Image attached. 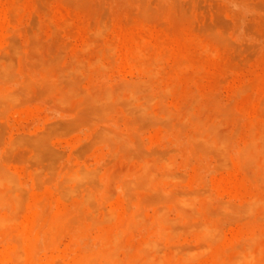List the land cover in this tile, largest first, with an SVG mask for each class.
I'll return each instance as SVG.
<instances>
[{
	"label": "rangeland",
	"instance_id": "rangeland-1",
	"mask_svg": "<svg viewBox=\"0 0 264 264\" xmlns=\"http://www.w3.org/2000/svg\"><path fill=\"white\" fill-rule=\"evenodd\" d=\"M252 137L264 0H0V264H264Z\"/></svg>",
	"mask_w": 264,
	"mask_h": 264
},
{
	"label": "bare ground",
	"instance_id": "bare-ground-1",
	"mask_svg": "<svg viewBox=\"0 0 264 264\" xmlns=\"http://www.w3.org/2000/svg\"><path fill=\"white\" fill-rule=\"evenodd\" d=\"M134 52H135V54H136L137 51H134ZM139 52H140V50H139ZM139 52H137V53H139ZM140 57H141V56H140ZM144 57H145V56H144ZM112 58H113V57H112ZM112 58H111V59H112ZM141 58H142V57H141ZM130 60H131V59H130ZM135 60H136V59H135ZM137 60H138V59H137ZM137 60H136V61H137ZM133 61H134V60H133ZM144 61H145V60H144ZM137 63H138V62H137ZM137 63H136V64H137ZM95 64H96V63H95ZM140 65H141V64H140ZM2 66H3V65H2ZM133 66H135V65H133ZM3 67H4V66H3ZM143 68H144V66H143ZM143 71H145V70H143ZM9 72H10V71H9ZM7 74H8V73H7ZM47 76H48V75H47ZM51 77H52V76H51ZM48 78H49V77H48ZM50 79H51V78H50ZM1 81H2V80H1ZM12 81H13V80H12ZM8 82H9V81H8ZM132 84H133V83H132ZM113 85H114V84H113ZM114 86H115V85H114ZM117 86H118V84H117ZM130 86H131V85H130ZM127 87H129V86H126L125 89H127ZM114 88H115V87H114ZM119 88H120V87H119ZM130 88H131V87H130ZM132 88H134V86H133ZM132 88H131V90H132ZM136 88H137V86H136ZM136 88H135V89H136ZM138 88H140V86H139ZM93 89H94V88H93ZM104 89H105V88H104ZM83 90H84V89H83ZM128 90H129V88H128ZM133 90H134V89H133ZM94 91H95V90H94ZM97 91H98V89H97ZM102 91H104V90H102ZM111 91H112V90H111ZM126 91H127V90H126ZM124 92H125V91H124ZM11 93H12V92H11ZM104 93H105V92H104ZM85 94H86V92H85ZM18 95H19V94H18ZM82 95H83V94H82ZM89 95H90V94H89ZM107 95H108V94H107ZM109 95H110V94H109ZM137 95H138V94H137ZM7 96H8V95H7ZM100 96H102V95H100ZM104 96H106V95H103V97H104ZM110 96H111V95H110ZM112 96H113V95H112ZM118 96H119V95H118ZM110 98H111V97H110ZM2 99H3V98H2ZM123 99H124V98H123ZM125 100H126V99H125ZM129 100H130V99H129ZM101 101H102V100H101ZM90 103H91V102H90ZM92 104H93V103H92ZM94 104H95V103H94ZM109 107H110V106H109ZM139 107H140V106H139ZM147 109H148V108H147ZM200 128H201V127H200ZM110 129H111V128H110ZM212 129H213V128H212ZM112 130H113V129H112ZM198 131H199V130H198ZM208 131H209V130H208ZM251 131H252V130H251ZM114 132H115V131H114ZM201 132H202V131H201ZM210 132H211V131H210ZM219 133H220V132H219ZM113 134H114V133H113ZM115 134H116V133H115ZM120 134H121V133H120ZM120 134H117V135H120ZM196 134H198L197 131H196ZM106 135H107V134H106ZM106 135H105V136H106ZM201 135H202V134H201ZM203 135H204V134H203ZM211 135L213 136V133H211ZM211 135H210V136H211ZM215 135H216V134H215ZM195 136H196V135H195ZM208 136H209V135H208ZM114 137L116 138V135H114ZM114 137H113V139H114ZM206 137H207V136H206ZM261 137H262V136H261ZM198 138H199V137H198ZM200 138H203V136H201ZM213 138H214V137H213ZM215 138H216V137H215ZM111 139H112V137H111ZM113 139H112V140H113ZM116 139H117V138H116ZM203 139H205V138H203ZM206 139H207V138H206ZM206 139H205V141L209 143V142L211 141L212 138L210 139V137H208V141H207ZM216 139H217V138H216ZM219 139H220V137H219ZM219 139H218V140H219ZM252 139H254V137H252ZM252 139H251V141H252ZM255 139H256V138H255ZM255 139H254V141H252V142L250 141V144H249V142H248V145L246 144V146H245L246 148L243 150V151H244L243 154H244V157H245L244 160L246 159V160H245L246 162H249V163L251 162L253 165L255 164V162L257 163L259 156H260V155L263 156V154H264V153L261 154V149H262V148L259 146V143L257 142V141L260 140L261 138H260V139H257V140H255ZM206 142H205V143H206ZM259 142H260V141H259ZM211 143L213 144V143H214V140H213L212 142H210V144H211ZM216 143H217V141H216ZM261 143H262V142H261ZM217 144H220V140H219V143H217ZM114 145H115V144H114ZM260 145H261V144H260ZM262 145H264V144H262ZM227 151H228V150H227ZM241 154H242V153H241ZM262 156H261L260 158L263 159L264 157H262ZM241 157H242V156H241ZM245 161H244V162H245ZM260 161L263 162V160H260ZM246 164H247V163H246ZM262 165H264V162L262 163ZM146 166H148V164H146ZM146 166H145V167H146ZM257 166H260V167H257ZM255 167H257V168H259V169L264 168V166L256 165V164H255ZM257 168H256V170H257ZM94 169H95V168H94ZM141 169H142V167H141L139 170H141ZM137 170H138V169H137ZM139 170H138V171H139ZM263 170H264V169H263ZM263 170H261V171L263 172ZM96 171H97V170H96ZM148 171L151 172L150 169H149V170L146 171V173L143 172V175L141 176L142 178H140V176L138 177V179H140L139 181L137 180V181L139 182V183H137L138 186H139V184H143V183L140 182V181H144L146 175H149V176L151 177V173H147ZM153 172H154V171L152 170V174H153ZM93 173H94V172H93ZM140 173H141V172H140ZM154 173H155V172H154ZM157 173H158V172H157ZM73 174H74V172H73ZM73 174H72V175H73ZM91 174H92V173H91ZM141 174H142V173H141ZM66 175H67V174H66ZM76 175H77V174H76ZM79 175H80V173H79ZM84 175H86V173H85ZM136 175H138V174H136ZM74 176H75V174H74ZM81 176H83V173H82ZM88 176H89V175H88ZM143 176H144V178H143ZM259 176H260V175H259ZM1 177H2V176H0V178H1ZM63 177H64V176H63ZM79 177H80V176H79ZM84 177H85V176H84ZM150 177H149V178H150ZM152 177H153V176H152ZM152 177H151V178H152ZM3 178H5V177L3 176ZM7 178L9 179V177H7ZM68 178H69V177H68ZM151 178H150V180H152ZM157 178H158V177H157ZM65 179H67V178H65ZM73 179H74V178H73ZM136 179H137V178H136ZM141 179H142V180H141ZM158 179H159V178H158ZM10 180H11V179H10ZM153 180H154V178H153ZM155 180H156V179H155ZM1 181H2V179H0V184H1ZM61 181H62V180H61ZM146 181H149V180H146V179H145V183H144V184H146ZM156 181H157V180H156ZM6 182H7V179H6ZM11 182L13 183L12 180H11ZM75 182H76V181H75ZM135 182H136V181H135ZM135 182H134V183H135ZM151 182H152V181H151ZM157 182H158V181H157ZM59 183H60V182H58V185H60ZM7 184H8V182H7ZM10 184H11V183H10ZM63 184H65V183H63ZM96 184H97V183H96ZM147 184H149V183H147ZM5 185H6V184H5ZM11 185H12V184H11ZM127 185H128V184H127ZM150 185H151V184H150ZM150 185H149V186H150ZM155 185L158 187L157 184H155ZM0 186H1V185H0ZM149 186H148V187H149ZM156 186H154V187H156ZM159 186H160V185H159ZM5 187H9V186L6 185ZM69 188H70V187H69ZM143 188H144V187H143ZM143 188H142V189H143ZM152 188H153V187H152ZM9 189H11V188H9ZM9 189H8V190H9ZM61 189H63V188H61ZM66 189H67V188H66ZM96 189H97V187H96ZM157 189H158V188H157ZM8 190H6V191L9 192ZM158 190H159V189H158ZM160 190H161V189H160ZM165 190H166V189H165ZM6 191H5V192H6ZM63 191H64V190H63ZM5 192H3V193L0 192V193H2L3 195H6V196H4V198L7 197V192H6V194H5ZM10 192H11V191H10ZM60 192H61V191H60ZM93 192H95V191H93ZM98 192H99V191H98ZM167 192H168V191H167ZM79 193H80V192H79ZM101 193L103 194V192H101ZM18 194H19V193H18ZM97 194H98V193H97ZM102 194H101V195H102ZM19 195H21V194H19ZM0 196H1V194H0ZM1 197H2V196H1ZM191 197H192V196H191ZM197 198H198V197H197ZM7 199H8L10 202L12 201L10 195H9V197L6 198L5 200H7ZM185 199H186V198L182 199V202L186 203V202H185ZM2 200H3V199H2ZM5 200H4V202H6ZM179 200H181V199H179ZM179 200L177 199V202H178ZM186 200H187V199H186ZM0 201H1V199H0ZM13 201H14V200H13ZM188 201H189V200H188ZM190 201H191V200H190ZM190 201H189L188 203L191 205ZM180 202H181V201H179V203H180ZM254 202H255V201H254ZM259 202H260V201H259ZM14 203H16V202L14 201ZM257 203H258V202H257ZM262 203H263V201H262ZM10 204H11V203H10ZM16 204H17V203H16ZM84 204H85V203H84ZM182 204H183V203H182ZM189 204L186 203V206H188ZM251 204H253V203H251ZM12 205H13V204H12ZM178 205H179V204H178ZM180 205H181V203H180ZM183 205H184V204H183ZM3 206H5V205H3ZM95 206H96V205H95ZM238 206H239V205H238ZM253 206H254V204H253ZM92 207H93V206H92ZM176 207H178V206H176ZM184 207H185V205H184ZM248 207H249V206H248ZM250 207H251V206H250ZM10 208H11V207H10ZM10 208H9V209H10ZM12 208H13V207H12ZM229 208H230V207H229ZM102 209H103V208H102ZM158 209H159V208H158ZM230 209H231V208H230ZM79 210H80V209H79ZM251 210H252V209H251ZM11 211H13V210H11ZM114 211H115V210H114ZM159 211H160V210H158V212H159ZM162 211H163V210H162ZM184 211H185V210H184ZM104 212H105V211H104ZM108 212L111 213L110 210H108ZM158 212H157V213H158ZM164 212H165V211H164ZM166 212H167V211H166ZM166 212H165V215L167 214ZM239 212H240V211H239ZM136 213H137V212H136ZM236 213H237V212H236ZM8 214H9V213H8ZM95 214H96V213H95ZM107 214H108V213H107ZM158 214H159V213H158ZM2 215H3V214H2ZM4 215H5V213H4ZM105 215H106V214H105ZM112 215H113V213L111 214V216H112ZM156 215H157V214H155V217H156V219L158 220L160 214L157 215V216H156ZM165 215H164V216H165ZM167 215H168V214H167ZM9 216H11V215H9ZM106 216H107V215H106ZM109 216H110V215H109ZM113 216H114V215H113ZM185 216H186V215H185ZM197 216H198V215H197ZM157 217H158V218H157ZM165 217H166V216H165ZM102 218H104V217H102ZM135 218H136V217H135ZM160 218H162V216H160ZM1 219H3V218H1ZM1 219H0V222H1ZM88 219H89V218H88ZM94 219H95V218H94ZM111 219H114V218L112 217ZM154 219H155V218H154ZM165 219H166V218H164V220H165ZM167 219H168V218H167ZM105 220H106V219H105ZM139 220H140V218H139ZM4 221H5V220L3 219V222H1V223L5 224ZM8 221H10V219H8ZM8 221H5V222L9 225V223H10L11 221H10L9 223H8ZM13 221H14V220H13ZM93 221H94V220H93ZM109 221H111V220H109ZM148 221H149V220H148ZM144 222H145V221H144ZM144 222H143V223H144ZM159 222H160V221H159ZM100 223H102V221H101ZM157 223H158V222H157ZM159 224H160V223H159ZM143 225H144V224H143ZM153 225H154V224H153ZM160 225H161V224H160ZM164 225H165V224H164ZM205 225L207 226V223H205L203 226H205ZM212 225H214V224H212ZM161 226H162V225H161ZM214 226H215V225H214ZM52 227H53V226H52ZM211 227H212V226H211ZM217 227H218V226H217ZM163 228H164V227H162V228H160V229L164 232L165 229H163ZM165 228H166V227H165ZM167 228H168V227H167ZM203 228H205V227H203ZM214 228H216V226H215V227H212V231H210V230L208 231L207 229H209V228H206V230H207L208 232L212 233L213 231H215ZM154 229H155V228H154ZM158 229H159V227H158ZM127 230H128V229H127ZM204 230H205V229H204ZM206 230H205V231H206ZM216 230H217V229H216ZM122 231H123V230H122ZM167 231H168V230H167ZM119 232H120V231H119ZM158 232H159V230H158ZM158 232H157V233H158ZM216 232H217V231H216ZM216 232H215V233H216ZM122 233H123V232H122ZM213 233H214V232H213ZM213 233H212V235H213ZM215 233H214V235H216ZM158 234H159V233H158ZM165 234H166V233H165ZM113 235H114V234H113ZM117 235H120V234L117 233ZM117 235H116V236H117ZM159 235H160V234H159ZM163 235H164V233H163ZM206 235H207V234H206ZM212 235H211V236H212ZM20 236H21V233H20ZM165 236H166V235H165ZM18 237H19V236H18ZM159 237H160V236H159ZM208 237H209V235H208ZM103 238H104V237H103ZM111 238H113V236H111ZM118 238H119V236H118ZM150 238H151V237H150ZM161 238H162V237H161ZM163 238H164V237H163ZM163 238H162V239H163ZM260 238H262V237H260ZM104 239H105V238H104ZM115 239H116V237H115ZM14 240H15V239H14ZM147 240H148V239H147ZM21 241H22V240H21ZM21 241H18V242L21 243ZM104 241H107V239L104 240ZM104 241H103V242H104ZM110 241H111V240H110ZM112 241H113V240H112ZM120 241H121V240H120ZM154 241H155V240H154ZM256 241H257V240H256ZM16 242H17V241H16ZM155 242H156V241H155ZM158 242H160V239H159ZM105 243H107V242H105ZM105 243H104V244H105ZM108 243H109V242H108ZM112 243H113V242H112ZM112 243H111V244H112ZM117 243H118V242H117ZM117 243H115V245H116ZM146 243H147V241H146ZM152 243H153V240H152L151 244H152ZM162 243H163V242H162ZM113 244H114V243H113ZM119 244H121V243H119ZM252 244H253V243H252ZM21 245H22V244H21ZM107 245H108V244H107ZM107 245H106V248L108 247ZM117 245H118V244H117ZM117 245H116V246H117ZM142 245H143V244H142ZM145 245H146V244H145ZM158 245H162V244L158 243ZM257 245H260V244H257ZM111 246H112V245H111ZM116 246L113 248V251H111V252H114V253H111V252L108 253V252H107L108 255H110V257H112V255L115 256V254H116V251H115V250H116V249H115ZM155 246H157V245L154 244V245H153V248H152V246H151V247L148 246V247H149L148 250H150V248H151V249H154ZM119 247H120V246H119ZM142 247H143V246H142ZM142 247H141V248H142ZM159 247H160V246H159ZM159 247H158V248H159ZM261 247H262V246H261ZM19 248H20V247H19ZM21 248H22V247H21ZM155 248H156V247H155ZM251 248H252V247H251ZM143 249H144V247L142 248V250H140V248H139V251H141V252L144 253ZM172 249H173V248H172ZM241 249H242V248H241ZM252 249H253V248H252ZM18 250H20V249H18ZM117 250H118V248H117ZM144 250H145V249H144ZM15 251H16V250H15ZM27 251H28V250H27ZM108 251H109V248H108ZM151 251H152V250L149 251V254H150V255H151V253H150ZM158 251H159V250H158ZM173 251H174V250H173ZM248 251H249V250H248ZM248 251H246L247 254H248ZM250 251H251V249H250ZM250 251H249V252H250ZM258 251H259V250L257 249V252H258ZM88 252H89V251H88ZM145 252H147V250H146ZM153 252H154V250L152 251V254L155 255L156 253H155V252L153 253ZM255 252H256V251H255ZM22 253H23V252H22ZM91 253H92V252H91ZM95 253H96V252H95ZM243 253L245 254V252H243ZM101 254H102V253H101ZM149 254L146 253V255L144 254V256L146 257V256L149 255ZM159 254H160V255H159ZM244 254L241 255V258H242V256H246V254H245V255H244ZM252 254H253V253H252ZM11 255H12V253H11ZM16 255H18V254L16 253ZM93 255H94V254H93ZM97 255H98V254H97ZM103 255H104V254H103ZM103 255H102V256H103ZM108 255H106V256H104V257H107ZM157 255H158V259L156 258L157 256L154 258V257L151 255V258H153L152 261H147V262H156V261H154V260L157 259V260H158V261H157L158 263H159V262L162 263L161 260H159V258H160V259L163 258V257H161V256H162L161 253H160V252H157ZM236 255H237V254H236ZM14 256H15V255H14ZM14 256H13V257H14ZM18 256H19V255H18ZM90 256H92V255H90ZM100 256H101V255H100ZM159 256H160V257H159ZM171 256H172V255H171ZM238 256H240V255H238ZM13 257H12V258H13ZM104 257H103V258H104ZM137 257H138V256H137ZM234 257H235V256H234ZM250 257H252L251 259L254 258V256H250ZM14 258H15V257H14ZM21 258H22V257H21ZM107 258L109 259V256H108ZM113 258H114V257H113ZM115 258H117V257H115ZM133 258H134V259H138V258H135V257H133ZM151 258H150V259H151ZM238 258H239V257H238ZM241 258H240V259H241ZM243 258H244V257H243ZM243 258H242V260H243ZM17 259H18V258H17ZM17 259H16V260H17ZM22 259H23V258H22ZM118 259H120V258H118ZM141 259H143V258L141 257ZM163 259H164V258H163ZM169 259H171V258H169ZM174 259H175V258H174ZM244 259H247V257H245ZM23 260H24V259H23ZM80 260H81V259H80ZM90 260H91V258H90ZM99 260H100V259H99ZM131 260H132V262H135V261H136V260L133 261V259H131ZM146 260H148V259H147V258L144 259V261H146ZM14 261H15V260H14ZM95 261H96V263H97L98 260H94V263H95ZM113 261H114V260H113ZM138 261H139V260H138ZM162 261H163V260H162ZM245 261H246V260H245ZM18 262H19V261H18ZM78 262H79V261H78ZM98 262H99V261H98ZM104 262L107 263L108 260L105 259V260L103 261V263H104ZM115 262H116V261H115ZM117 262H120V261H117ZM117 262H116V263H117ZM129 262H130V261H129ZM147 262H146V263H147ZM169 262H170V261H169ZM169 262H168V263H169ZM177 262H178V261H177ZM96 263H95V264H96ZM146 263H145V264H146ZM158 263H157V264H158ZM223 263H224V262H223ZM248 263H249V262H248ZM83 264H84V263H83ZM90 264H93V263L90 262ZM100 264H102V263H100ZM108 264H109V263H108ZM111 264H112V263H111ZM118 264H120V263H118ZM134 264H136V263H134ZM139 264H144V263H143V261H142L141 263H140V261H139ZM163 264H164V263H163ZM172 264H173V263H172ZM239 264H240V263H239Z\"/></svg>",
	"mask_w": 264,
	"mask_h": 264
}]
</instances>
